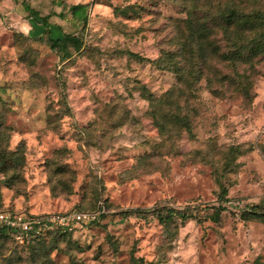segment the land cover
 I'll list each match as a JSON object with an SVG mask.
<instances>
[{
	"label": "rangeland",
	"instance_id": "rangeland-1",
	"mask_svg": "<svg viewBox=\"0 0 264 264\" xmlns=\"http://www.w3.org/2000/svg\"><path fill=\"white\" fill-rule=\"evenodd\" d=\"M24 1L51 16L55 38L80 37L81 50L63 57L47 37L31 39L44 29ZM78 4L86 25L71 13ZM203 4L0 0V210L98 214L65 237L1 240L0 264H264V222L243 217L264 211V62L245 67L248 91L219 81L236 72L211 51L201 75L187 42ZM233 5L264 12V0ZM232 148L242 153L233 159ZM165 208L195 218L169 232L156 215L132 213Z\"/></svg>",
	"mask_w": 264,
	"mask_h": 264
},
{
	"label": "trees",
	"instance_id": "trees-1",
	"mask_svg": "<svg viewBox=\"0 0 264 264\" xmlns=\"http://www.w3.org/2000/svg\"><path fill=\"white\" fill-rule=\"evenodd\" d=\"M231 2L234 3V0H203L204 4L201 9L203 15L200 17V21L202 22L197 30L192 29L187 46L190 50L193 49L194 53H198L200 58L199 72L201 75H203V68L208 64L210 58L209 53L211 51L221 63H230V67L236 72L235 75L237 78L231 79L225 75L220 78L219 81L223 85H241L242 87L239 86V88L248 91L252 83L249 81V77L245 75V67L247 65H255V61L257 63L264 62V12H260L259 10L251 13L241 12L236 9L234 5L230 7ZM23 5L25 11L28 13V19L33 20L44 29L41 35L30 37L31 39L44 41V37H47V43L50 48L53 51L59 52L63 57L70 56V47H73L77 52L81 50L82 39L80 37L64 34L61 38H55L50 26L51 16L41 15L38 10L31 7L25 1ZM70 10L73 16L82 21L84 25L88 23L87 5L78 4L72 6ZM212 36H214L215 39L209 41ZM193 51H191V53H193ZM130 55L136 59L145 60L135 54ZM173 59V55H168L167 59H165V65L173 69L180 83H184V81H186L185 69L181 62H175ZM240 70H242V73L239 72ZM208 81L210 84L212 83L210 79H208ZM143 93L150 102L157 101L146 88H143ZM184 120L185 119H183V121ZM241 153L240 148L231 149L233 159L235 155ZM226 196L227 191L224 190L222 195L223 199L226 198ZM210 209L213 211L210 219L214 222H218L222 212L226 210L224 206L211 207ZM132 213H139L140 215L151 213L156 215L157 219L162 224H165L169 232H171L170 227L176 219L187 221L195 218L192 213L187 211L183 212L169 208H165V210L155 209L147 212L138 211ZM243 217L244 219H258L264 222V211L260 207L255 206L251 209V212H245ZM71 234L72 233L48 232L44 235L30 238L25 245H18L14 240L12 232L2 231L0 232V241L12 240L18 247L23 248L49 237H65Z\"/></svg>",
	"mask_w": 264,
	"mask_h": 264
},
{
	"label": "built area",
	"instance_id": "built-area-1",
	"mask_svg": "<svg viewBox=\"0 0 264 264\" xmlns=\"http://www.w3.org/2000/svg\"><path fill=\"white\" fill-rule=\"evenodd\" d=\"M96 212L33 214L15 209L0 210V232H12L18 245L48 232L71 233L77 226L96 220Z\"/></svg>",
	"mask_w": 264,
	"mask_h": 264
}]
</instances>
